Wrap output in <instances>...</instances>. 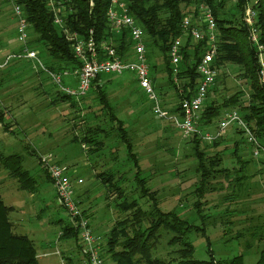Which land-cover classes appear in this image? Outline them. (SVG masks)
Masks as SVG:
<instances>
[{
  "label": "rangeland",
  "instance_id": "obj_1",
  "mask_svg": "<svg viewBox=\"0 0 264 264\" xmlns=\"http://www.w3.org/2000/svg\"><path fill=\"white\" fill-rule=\"evenodd\" d=\"M254 1L250 0V6ZM16 25L12 6L0 0L2 62L7 56L20 53ZM189 39L183 38V46L193 43ZM40 53L46 62V53ZM16 61L13 58L10 63ZM19 63L23 71L19 70L26 75L18 78L10 69L4 78L5 88L0 90V110L12 131L10 133L2 129L0 125V153L24 156L23 169L36 180L38 188L33 194L19 189L18 183L0 166V196L6 206L13 208L10 213L13 233L27 236L33 242L39 264H68L66 259L70 251L72 260L79 256L73 241L58 240L60 230L68 223V218L66 212L57 205L54 188L40 164V156L46 154L53 155L54 161L67 168L73 181H84L76 187L75 197L89 217L93 234L101 238V247H106L107 236L115 224L125 218L131 219L133 212H123L119 207L123 200L117 198L119 195L115 191L109 192L101 178L97 177L105 173L114 175L115 179L122 176V179L119 177L117 188L122 192L125 202L136 200L143 210L152 211L154 201L162 212H173L194 227L186 236L193 245L194 259L208 261L211 251L217 261L242 255L245 264L256 263L259 251L264 247V168L259 160L254 159L244 173L245 181L238 182L235 179L232 168H236V165L230 149L234 142L240 141L239 151L243 160L253 158L252 147L245 143L240 129L235 126L228 128L221 136L217 148L213 147V142H200L199 145L208 156L222 153L219 157L222 163L218 167L222 171L203 179L197 173L198 160L194 156L192 137H182L170 121H160L154 116L150 103L132 74L102 76L100 90L91 92L77 104L82 110L79 114L67 103L50 104L49 96L42 94L49 91L54 95L50 80L44 74L39 75L33 71L25 60ZM152 64L155 65L156 87L159 88L156 91L161 104L167 113L174 114L182 97L186 96L185 82L179 79L175 82L172 78L176 89L168 85L160 53L153 54L150 67ZM239 68L233 63L224 64L218 72L222 85L216 93L209 90L204 106L211 101L220 103L238 90L247 93L244 80L237 76ZM31 73L39 75L42 81ZM97 93L103 97L110 112L121 122L120 127L129 137L131 151L136 155L140 167V187H144L145 194L137 188L133 180L136 169L128 161L124 146L117 141V125L109 128L111 124L101 123L104 132L111 134L97 153L93 150L89 152L88 146L78 141L71 142L74 135L81 139L85 133L84 126L91 128L94 125L92 114L98 115L102 111ZM236 109L228 108L226 112ZM82 116L87 121L84 126L78 124ZM222 116L199 128L211 134L216 133ZM99 119L103 118L100 116ZM99 137L103 138L101 135ZM224 170L228 171V178ZM142 222L147 225L144 220ZM158 234L152 258L166 261L177 259L173 252L180 249V246L169 245L173 234L163 229ZM66 245L72 246L71 249L66 248ZM56 251L58 254L54 255ZM104 256L106 264H113L109 256Z\"/></svg>",
  "mask_w": 264,
  "mask_h": 264
},
{
  "label": "trees",
  "instance_id": "obj_2",
  "mask_svg": "<svg viewBox=\"0 0 264 264\" xmlns=\"http://www.w3.org/2000/svg\"><path fill=\"white\" fill-rule=\"evenodd\" d=\"M5 1L8 3L7 0ZM56 1L63 8L62 18L70 32L76 33L82 39L88 38L90 33H92L96 42L112 39L114 48L120 58L123 60L131 58L132 43L127 31L123 29L118 35H113L110 32L107 20L110 0ZM125 2L128 13L136 20L145 33L146 56L149 67L153 54L156 52L160 53L167 76V83L169 86L173 85L175 89L176 86L172 81V68H170V61L167 55L169 45L174 39L182 35L180 28L182 20L188 16L197 17L199 15L198 6L200 4H205L212 10L217 24L218 46L213 65L218 72L226 63H233L239 66L237 76L244 80L243 84L247 88V93H244V90H238L230 97L224 98L220 103L211 101L203 106L198 126H207L221 115H224L228 108H237L238 110H236L237 112L239 111L240 117L254 132L261 146L264 147V84H261L260 81L262 67L259 63V52L250 43L249 31L243 21L245 9L249 5L250 0H236L235 2L232 0H125ZM17 4L22 8L28 23L29 40L27 45L29 49L37 50L45 66L53 72L77 70L80 66L79 61L72 52L70 43L66 41L62 31L53 24L52 13L47 6L48 0H17ZM251 7L256 14L254 27L258 32L259 45L263 48L264 57V0H255ZM35 47L38 49H35ZM206 47L207 41L205 39L183 46L178 74V79L181 82H185L184 88L186 89L184 90L186 96H183V99L189 98L194 94L199 82L196 66ZM41 51L47 55L46 62L42 58ZM16 62H20V60ZM13 63H10L7 67ZM150 68V79L156 91L159 88L156 87L158 83L155 65L152 64ZM37 74L42 75V73ZM219 78L218 75L214 85L210 88V92L216 93L218 87L222 85L219 82ZM101 81L102 77L94 81L90 93L100 90ZM134 81L137 84L136 80ZM42 94L49 96L50 104L67 103L75 113L79 114L82 110L77 104L86 98L75 101L56 90L54 95L49 93V91H45ZM97 97L102 106V111L98 115L92 114L93 127H87L85 116L79 118L78 124L80 126L86 125L83 128L85 133L81 139L74 135L71 142L76 143L78 141L87 145L89 152L93 150L97 153L104 147V140H107L111 134L104 132L101 123L111 124L109 128L117 125V141L124 146L128 161H131L136 169L138 176L135 173L133 180L136 182L137 188L141 189L142 194H145L146 190L143 189L144 187H140V182H142H139L138 179L140 167L136 161V155L131 151L132 144L129 137L123 128L120 127L121 122L110 112L103 97L101 98L99 94ZM178 111L179 107L174 113ZM100 116L103 119H99ZM0 125L2 129L9 130L8 124L4 121V113L1 110ZM9 132L11 133L12 131L9 130ZM239 132L242 134V131ZM100 135L103 137L102 139L99 137ZM192 139L195 151L194 156L198 160L197 173L203 179L213 174H219L222 171V169H218L222 163V159L219 158L222 153L216 152L214 155L208 156L203 147L199 145L201 139L197 135H194ZM219 140L221 138L211 143L213 147L217 148L220 146ZM239 144L240 141H236L230 147L236 165V168H232V171H235L234 177H236L235 179L238 182L245 181L244 173L247 172L248 167L254 160L252 156L249 161L242 159ZM23 162L24 156L21 154L5 155L0 153V166L7 170L9 176L18 183L19 189L33 194L37 191L38 184L29 175L28 171L23 169ZM224 171H226V176L227 174L229 175L227 170ZM113 176L105 175V173L97 175L98 178H101L108 191H115L119 195L117 198L122 199L124 203L126 199L122 198L123 194L117 188L119 177L121 178L122 176L119 175L117 179ZM152 202V211L143 210L138 206L136 200L131 203L126 201L124 204L121 203L119 205L123 212H128V210H133V212L131 219L125 218L123 221L117 222L107 236L106 247L103 250L106 257L109 256L113 264H245L242 255L235 256L229 260L217 261L213 258L211 251H209L210 259L208 261L194 259L193 245L186 236L195 228L191 227L186 221L181 220L173 212H162L156 203ZM12 212L13 208L6 206L0 196V264H39L33 242L27 236L13 233L10 220V213ZM84 213L86 214L85 211ZM142 219L147 225L143 224ZM160 229L173 234V237L169 240L170 246H180V249L173 252L177 255V259L166 261L160 258H152V251L154 250V244L159 238L158 232ZM157 234L158 236H156ZM58 240L63 242L73 241L75 244L76 234L68 223L61 228ZM207 243L209 247L208 239ZM66 261L68 264H74L71 258H67ZM255 264H264V247L259 251Z\"/></svg>",
  "mask_w": 264,
  "mask_h": 264
},
{
  "label": "built area",
  "instance_id": "obj_3",
  "mask_svg": "<svg viewBox=\"0 0 264 264\" xmlns=\"http://www.w3.org/2000/svg\"><path fill=\"white\" fill-rule=\"evenodd\" d=\"M7 1L12 6L17 21V39L21 51L17 55L7 56L3 62L0 61V70L6 68L13 58L28 61L31 63L33 71L44 74L57 92L75 101L86 97L90 93L94 81L99 77L132 74L158 120L170 121L184 138L197 135L201 141L208 143L221 138L228 128L235 126L242 131L246 143L252 147L253 159L259 160L264 168V147L261 146L254 132L243 121L237 111H228L222 116L217 125L216 133L205 132L198 126L200 111L204 106L208 91L214 85L218 76V70L213 65L218 50L217 24L212 10L207 5L200 4L198 6L199 15L197 17L188 16L182 20L180 24L182 35L174 39L169 45L167 55L172 68V78L177 82L179 65L182 59L183 38L190 37L193 42L203 41L204 39L207 41V47L196 66L199 82L194 94L180 101L178 112L169 114L164 110L160 96L155 91L150 79L145 33L128 13L125 0H110L107 20L111 34L118 35L123 29L127 31L132 43L131 58L128 60L120 58L114 48L112 39L96 42L92 33L88 38L82 39L76 33L70 32L62 18L63 8L59 6L56 0H48L47 6L52 13L53 24L62 31L80 64L77 70H63L61 72L49 70L41 60L39 52L29 49L27 45L29 40L28 23L22 8L17 4V0ZM232 1L235 2L236 0ZM255 18V11L249 3L245 9L243 21L249 31L250 43L259 52V63L262 67L260 81L261 84H264L263 48L259 45L258 32L254 27ZM71 78L76 80L73 86L67 83V80ZM39 159L54 188L56 203L66 212L68 225L76 234L75 246L79 256L73 260L74 264H106L104 248L101 247V238L93 234L89 218L75 197L76 187L83 184L84 181L82 179L73 181L69 170L54 161L51 154L40 156ZM53 254L57 255L58 251Z\"/></svg>",
  "mask_w": 264,
  "mask_h": 264
},
{
  "label": "crops",
  "instance_id": "obj_4",
  "mask_svg": "<svg viewBox=\"0 0 264 264\" xmlns=\"http://www.w3.org/2000/svg\"><path fill=\"white\" fill-rule=\"evenodd\" d=\"M27 62V64L30 66L31 65V63L30 62H28V61H26ZM15 64V65H14ZM21 65H20V63L19 62H15V63H13V64H11L9 67H7V68H4V69H2V70H0V75H3L2 76V80L0 81V90H1V88L2 89H4L5 87H4V83H5V77L8 75V71L11 69V70H13V73H16V75H17V77L18 78H23V76L24 75H26V73H23V72H21V71H23V70H21L20 68H23V67H20ZM21 71H20V70ZM25 72V71H24ZM32 74V73H31ZM33 75V74H32ZM33 77H36V78H38L40 81H42V79H40L41 77L38 75H33ZM17 80H19V79H17ZM21 80V79H20ZM75 82H76V80L75 79H73V78H71V79H68L67 80V83H69L70 85H74L75 84ZM55 91V90H54ZM53 91V92H54ZM78 180V179H77ZM78 188V187H77ZM76 190L77 189H75V192H76ZM75 196H76V194H75ZM85 211V210H84ZM72 247V246H71ZM71 247L70 246H67L66 245V248H69V249H71ZM68 251V250H67ZM65 252H66V250H65ZM69 254V256L67 257V258H70V254H71V251L68 253ZM38 258V257H37ZM38 260H39V258H38Z\"/></svg>",
  "mask_w": 264,
  "mask_h": 264
}]
</instances>
